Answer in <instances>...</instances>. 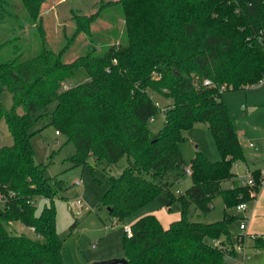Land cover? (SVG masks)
Listing matches in <instances>:
<instances>
[{"label": "trees", "instance_id": "obj_1", "mask_svg": "<svg viewBox=\"0 0 264 264\" xmlns=\"http://www.w3.org/2000/svg\"><path fill=\"white\" fill-rule=\"evenodd\" d=\"M45 1L0 0V120L13 137L12 145L0 147V264H65L53 201L63 181L46 177L31 142L36 114L53 102L57 107L50 124L75 144V165L93 157L109 167L128 157V167L109 177L111 187L102 198L120 222L163 192L170 203L176 199L166 177L183 166L184 133L208 124L221 159L212 162L202 152L193 159V185L179 198L183 219L166 230L155 215H145L131 225L132 236L125 233L123 245L127 264H236L237 252L229 240L235 216L226 211L215 223L196 222L186 207L191 202L206 213L217 195L227 207L238 206L255 199L264 184L262 172L255 170L256 196H250V186L223 187L226 181L235 182L234 166L246 157L222 99L225 90L264 81V0H121L127 42L70 63L64 60L66 48L54 51L46 42L39 22ZM34 30L41 48L27 55L25 45L34 40L27 41L23 33L33 37ZM15 40L20 42L17 55L2 60V51ZM80 70L89 81L62 89ZM196 77L202 80L199 84ZM207 79L211 86L203 83ZM4 91L13 97L11 110L3 106ZM154 95L168 103L158 135L149 128L162 111ZM41 196L52 202L37 214ZM13 222L32 228L44 240L14 234Z\"/></svg>", "mask_w": 264, "mask_h": 264}, {"label": "rangeland", "instance_id": "obj_2", "mask_svg": "<svg viewBox=\"0 0 264 264\" xmlns=\"http://www.w3.org/2000/svg\"><path fill=\"white\" fill-rule=\"evenodd\" d=\"M39 22L45 30L48 46L54 51L66 48L64 60L69 63L90 53L98 54L108 49H118L128 40L127 16L121 0H46L41 8ZM33 33V37L29 32L23 33L27 41L34 40L32 44L24 42L27 43V55L41 48L38 31L34 30ZM4 37L6 35L3 36L5 40ZM12 37L13 35L7 38ZM15 46H20L19 40L4 48L2 60H10L17 55ZM78 73L74 80L65 82L62 89L89 81L83 71ZM201 81L196 77L197 84ZM154 98L162 111L150 121L149 128L153 135H158L164 126L163 112L168 103L158 95H154ZM222 99L235 123L247 160L236 163L234 172H238L246 182L253 176L249 173L250 170L264 169V81L245 89L225 90ZM2 103L6 110L13 108V97L9 91H4ZM56 107L57 102H53L36 114L38 121L33 128L34 136L31 142L35 161L44 166L46 177L63 181L64 188L54 196L53 201L57 212V233L64 244L65 264H95L113 258L126 259L123 245L126 226H131L147 214H153L164 229H170L183 219L185 208L179 198L185 196L193 185L192 175L187 169H191L197 153L202 152L212 162L221 159L209 125L200 123L194 126L184 133L186 140L180 144L184 158L183 166L175 168L166 177V181L171 183L170 189L176 199L170 203L167 192H163L137 213L120 222L111 216L110 207L102 202V198L111 187L109 177L120 176L128 167V157H122L117 164L109 167L106 164H98L93 157H90L85 165H75L71 160L76 153L75 144L65 135H57L56 128L50 124ZM18 112L23 113V109L18 108ZM12 144L13 137L7 123L0 120V147ZM77 181H80V184H76ZM230 184L231 182L227 181L224 186L228 187ZM235 184H239L238 181L234 182V187ZM78 201L81 205L77 204ZM51 202L49 198L38 197L37 214L49 207ZM258 202L260 209H264V189L258 198L247 202L248 209L245 211L238 210L237 206L227 207L221 195L214 197L212 209L206 213L196 209L191 202L186 208L190 219L207 224L222 220L226 211L234 215L236 219L230 227L229 240L237 252L236 264H264V246L259 250L254 248L256 236L253 234L254 230H250L252 210L254 207L258 208ZM245 219L247 230H241L240 224ZM10 229L14 230V234L44 240L32 228L20 222L11 223ZM221 239L228 240L227 237ZM209 241L219 248H230L226 244L222 245L219 240Z\"/></svg>", "mask_w": 264, "mask_h": 264}, {"label": "crops", "instance_id": "obj_3", "mask_svg": "<svg viewBox=\"0 0 264 264\" xmlns=\"http://www.w3.org/2000/svg\"><path fill=\"white\" fill-rule=\"evenodd\" d=\"M255 170H260L262 173L264 172V169H262V168H258V169H255ZM254 171L250 170L249 173H251V175H252ZM235 173H236L235 181H238L239 184H241V183L243 184V182L245 181L244 178H241L238 172H235ZM226 182L223 183V187L224 188H229V187L233 186V184H234V180L233 181H229V182H231L230 186L225 187L224 184ZM262 189H264V184H263L261 190ZM261 190H260V192H261ZM259 194H258V196H259ZM258 196H257V198H258ZM250 230H254L253 234H255V236H256L255 237L256 238V246L254 248L257 249V250L262 249V248H258L257 247L258 242L262 243L263 246H264V209H260L259 202H258V208L254 207L253 210H252V219L250 221Z\"/></svg>", "mask_w": 264, "mask_h": 264}, {"label": "built area", "instance_id": "obj_4", "mask_svg": "<svg viewBox=\"0 0 264 264\" xmlns=\"http://www.w3.org/2000/svg\"><path fill=\"white\" fill-rule=\"evenodd\" d=\"M204 84H205L206 86H211V85H212V81L209 80V79H207V80H205ZM56 134H57V135H60V133H59L58 131H56ZM187 172H188V173H191V170L188 169ZM262 176H263V178H264V172L262 173ZM76 184H80V181H77ZM243 185H245V186H250V187L252 188V189L250 190L251 195H252V196H256V191L254 190V186L256 185V181H255V179H254L253 176H250V178H249L246 182H244ZM77 204H78V205H81V202L78 201ZM237 209L240 210V211H245V210H247V209H248V204H247V202L240 203V204L237 206ZM240 229H241V230H247V219H245V221L242 222V223L240 224ZM125 233H126L128 236H132V228H131V226H126V228H125Z\"/></svg>", "mask_w": 264, "mask_h": 264}, {"label": "water", "instance_id": "obj_5", "mask_svg": "<svg viewBox=\"0 0 264 264\" xmlns=\"http://www.w3.org/2000/svg\"><path fill=\"white\" fill-rule=\"evenodd\" d=\"M128 260L125 258H113L107 261L96 262L95 264H127Z\"/></svg>", "mask_w": 264, "mask_h": 264}]
</instances>
